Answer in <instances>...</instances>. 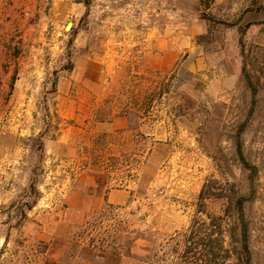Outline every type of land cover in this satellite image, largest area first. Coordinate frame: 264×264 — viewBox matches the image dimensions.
Listing matches in <instances>:
<instances>
[{
  "label": "rangeland",
  "instance_id": "374dc122",
  "mask_svg": "<svg viewBox=\"0 0 264 264\" xmlns=\"http://www.w3.org/2000/svg\"><path fill=\"white\" fill-rule=\"evenodd\" d=\"M46 4L44 25L13 45L29 52L20 62L34 71L10 73L9 84L12 62L0 69V264H170L196 215L220 216L214 228L226 229L228 199L237 195L246 199L252 264H264V0ZM23 13L32 24L36 14ZM168 22L174 31L202 26L191 41L211 58L210 71L137 69L134 49ZM219 69L232 83L207 91ZM17 78L24 82L13 86ZM124 110L139 133L156 127L165 147L150 176L124 180L130 197L115 205L96 197L140 172L148 145L101 123ZM146 113L153 121L137 120ZM203 185L210 198L199 205ZM89 240L110 258L80 260Z\"/></svg>",
  "mask_w": 264,
  "mask_h": 264
},
{
  "label": "crops",
  "instance_id": "0c3cea01",
  "mask_svg": "<svg viewBox=\"0 0 264 264\" xmlns=\"http://www.w3.org/2000/svg\"><path fill=\"white\" fill-rule=\"evenodd\" d=\"M223 2L224 0H214V5H220ZM46 3L47 0H0V69L6 60L12 62L7 66L5 71L6 81L9 84H11L10 79L12 77L10 73L20 72L21 68V71L25 73L34 71L32 69L29 70V64L24 66L20 62L26 58L29 52L18 47L15 48L13 45L14 41L17 42L18 39H20V42L27 41L28 33L34 30V26L39 28L44 25V21L49 16V14L45 12ZM52 4H56V1ZM26 10L29 11L30 16L36 14L35 18L32 20V24L28 23L22 15ZM48 11L50 12L49 7ZM169 24H172V22L166 24L163 33L158 35L150 33L146 35V39L143 40L147 42L146 47L138 48V51L134 49L133 54L136 53L135 59L137 61V69L140 68L152 74H167L181 65L190 73H201V75H204L206 72L210 71L211 58L199 52L198 47H194V42L192 43L191 41L196 35L202 33V26L198 23L200 28L197 24H193L179 31H174L169 27L171 26ZM41 35L42 34H40V37ZM29 37H31V35H29ZM40 37L39 40L41 39ZM36 53L39 55V50H36ZM214 71H216V69ZM221 73L219 69V75L209 80L207 91L210 89L209 87L211 85H215L216 83L229 87L233 78H230L227 74L223 75V73ZM20 82H24V79L17 78L12 84L13 86H17ZM128 115L129 111L124 110V112H119L117 115L111 116L110 119L105 120L101 118V123L106 126L109 132L117 131V133H125L130 131V133H135L134 137L136 139L139 138V141H148L147 148L140 152V157L138 154V159H140V161H137L138 168L141 165L142 168L141 171H138L136 174L121 176L120 179L117 180L121 183V186L116 189H110L106 193L103 192L101 197H96V200L101 202L106 201L107 203L115 205L124 204L130 197L132 191L127 187L126 183L128 181L124 180H130L128 184L131 182L135 183V181L139 182L144 176H150L151 171H155L157 165L162 160L160 154L165 144L158 142L156 127L154 129L148 128L147 131L139 133L138 130L130 127ZM150 117L151 116L147 113L142 114V116L136 115L137 120L142 123L147 119L150 122L153 121ZM141 173L143 174L141 175ZM95 177V175L92 176V182L89 183L90 185L95 183ZM102 180L106 185H109L111 182L107 177Z\"/></svg>",
  "mask_w": 264,
  "mask_h": 264
},
{
  "label": "trees",
  "instance_id": "16d2710c",
  "mask_svg": "<svg viewBox=\"0 0 264 264\" xmlns=\"http://www.w3.org/2000/svg\"><path fill=\"white\" fill-rule=\"evenodd\" d=\"M198 1L203 7V0ZM213 1L211 0V3ZM239 44L241 46V39ZM241 54L243 56V50ZM176 116L180 117V112H177ZM238 155L243 159L240 148H238ZM206 198H210V196L206 191V186L203 185L197 196V203L202 204ZM245 201L246 199L241 195L228 199V210L233 208L234 213L226 215V220L229 221L225 230L214 228L216 220H225L222 217L206 214V219H199L196 215L188 229L182 234L184 241L182 252L176 253L174 250V256L177 258L175 261H171L170 264H228L229 262L232 264H252L251 249L248 242L249 229L245 223L243 213ZM30 208L31 206L27 207V209ZM196 212L198 214L201 211L197 210ZM25 217L24 213L21 214L18 223L22 222ZM198 220L201 222L200 226H196ZM111 255L104 248H96L93 242L89 240L88 243L82 245L79 258L82 261H94V259L110 258ZM124 256L133 257L129 247L125 250ZM148 258L149 256L137 257V260L144 261Z\"/></svg>",
  "mask_w": 264,
  "mask_h": 264
},
{
  "label": "built area",
  "instance_id": "2783aa9c",
  "mask_svg": "<svg viewBox=\"0 0 264 264\" xmlns=\"http://www.w3.org/2000/svg\"><path fill=\"white\" fill-rule=\"evenodd\" d=\"M23 14H25V13H23Z\"/></svg>",
  "mask_w": 264,
  "mask_h": 264
},
{
  "label": "bare ground",
  "instance_id": "6f19581e",
  "mask_svg": "<svg viewBox=\"0 0 264 264\" xmlns=\"http://www.w3.org/2000/svg\"><path fill=\"white\" fill-rule=\"evenodd\" d=\"M68 27V26H67Z\"/></svg>",
  "mask_w": 264,
  "mask_h": 264
}]
</instances>
